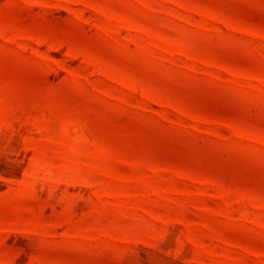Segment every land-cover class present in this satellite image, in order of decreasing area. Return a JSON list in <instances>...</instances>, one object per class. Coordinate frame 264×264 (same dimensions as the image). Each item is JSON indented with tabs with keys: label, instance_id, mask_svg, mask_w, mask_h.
Instances as JSON below:
<instances>
[{
	"label": "rangeland",
	"instance_id": "obj_1",
	"mask_svg": "<svg viewBox=\"0 0 264 264\" xmlns=\"http://www.w3.org/2000/svg\"><path fill=\"white\" fill-rule=\"evenodd\" d=\"M0 264H264V0H0Z\"/></svg>",
	"mask_w": 264,
	"mask_h": 264
}]
</instances>
